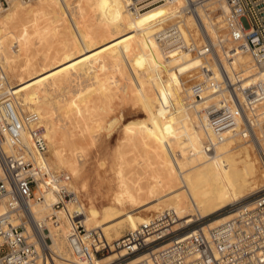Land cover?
I'll list each match as a JSON object with an SVG mask.
<instances>
[{
    "label": "bare ground",
    "instance_id": "1",
    "mask_svg": "<svg viewBox=\"0 0 264 264\" xmlns=\"http://www.w3.org/2000/svg\"><path fill=\"white\" fill-rule=\"evenodd\" d=\"M99 2L109 7L116 25L124 33L126 44L123 47L128 49L132 47L131 49L140 52L135 56L134 68L130 69L132 72L134 70L135 76L132 75L134 77L131 78L138 84L140 93L149 96L150 101L156 105L165 104V100L168 99V105L165 113L154 116L149 122L140 125L143 130L138 135L126 133L125 136L119 137L112 150L114 158L119 159L129 150L132 152L136 149L137 152L141 149L146 152L149 147H154L162 161L154 167V172L152 168L150 169L153 172V184L145 188L139 179V183L136 182L134 174L129 173L130 166L127 168L128 174L126 170L123 173L118 168L115 177L111 178L116 183L115 192H111L112 194L109 192L112 197L108 203L98 207L95 201L98 191L85 194L92 204L82 203L78 188L85 191L87 182L83 180L78 186L75 179L80 177L85 156L83 151L86 154L85 149L96 143L91 131H86L89 130L88 127L90 128L88 111L92 104L109 96L111 86L106 84L118 83L120 80V78L116 80V70L100 72L101 69H95L94 56L97 45L91 43V40L88 41L91 36L84 37L85 32L81 31L82 28L79 29L81 24L85 25L88 22L92 9H95ZM185 2L186 0H167L143 12H137L133 9V0H79V3L73 0H11L9 5L0 11V96L9 94L10 100L18 106L20 113L36 112L39 115L48 145L46 153L36 155L35 160L47 166L50 187L43 201L29 204L33 218L42 227L44 236L49 238V251L52 257L46 264H134L148 258V254L141 251L135 254L133 259L121 261L124 254L115 248L114 244L123 236V229L127 231L135 229L139 224L147 222L166 209L176 214L175 222L171 226L172 231L219 213L200 224L206 230L235 216V208L220 213L222 209L235 206L244 199L247 200L246 205L250 209L254 201L253 196L264 190V172L261 171L260 176L258 175L259 180H256L248 164L246 165L245 160H241L239 155L244 154L245 144L252 140L264 157V145L256 131L250 130L260 125V118L264 117V102L250 107V115L253 117L246 125V130H250L249 134L242 132L241 116L234 109L235 130H228L222 136H218L212 129L203 107L210 99L226 94L222 90L212 88L207 80L199 84L201 94L205 98L203 101H194L192 95L187 94L188 88L184 89L185 97L176 89L171 72L178 68L199 65V57L203 55L199 52L177 50L166 53L160 42V32L174 26L197 47L204 43L208 44L209 41L216 46L217 42L211 39L210 30L214 31L220 43L226 42L227 38L225 33L221 36L218 34L225 27V15L228 11V5L224 0L204 1L196 6V16L182 9ZM209 10L216 12L218 21L213 20ZM40 21H43L42 25ZM206 35L209 39L205 37ZM97 42L99 44L100 40ZM32 48L34 53L40 52L43 56L40 59V55L36 54L40 60L38 64L41 71L53 74L52 77L40 79L37 72H34V75L23 79L15 69L13 79H8L5 71L13 62V58L25 56L30 59ZM224 53L227 57V68L225 60L221 56L220 58L236 95L242 103L243 101L246 103L254 90L253 86L260 82L264 85V66L256 65L250 54L240 48ZM113 55L116 54L113 52ZM118 70L117 72H123L121 67ZM161 70L166 72L170 82L168 86L172 87L173 92H170V88L166 89L167 85H164L166 80L163 79ZM83 79L94 80L92 89L87 92H82L79 88L78 82ZM37 80L38 86L34 84ZM65 118H69L73 128H80L81 132L70 131L66 127ZM195 122L199 124L197 129ZM203 137L209 141V145H205ZM128 155L124 157L130 160ZM224 157H232V161L226 163L223 161ZM141 160L143 159H138L140 162ZM138 161H133L137 162L134 165L138 164ZM101 165L105 163L102 162ZM134 165L132 171L137 166ZM150 165L147 164L148 167ZM164 169L174 170V174L169 173L170 176L173 175L172 179L166 182L161 177ZM215 169L218 170L216 181L209 179ZM135 172L137 173V170ZM142 172L147 173L144 170ZM140 173L139 170L137 174ZM144 176L143 178H147ZM65 178L70 180L67 182L70 191L65 187ZM61 188L68 194H74L75 199L64 201L62 208H54L55 201L58 198L62 199L57 196ZM126 204L135 212L126 215L124 213ZM153 209L159 211L154 213L152 211V214L145 216V212H151ZM51 214H56L59 221L57 226L52 223ZM77 219L86 229L99 230L108 244L107 252L92 258L90 262L74 260L72 250L68 246V236L75 229ZM195 228L197 227H192L191 230ZM159 249L154 248L153 253Z\"/></svg>",
    "mask_w": 264,
    "mask_h": 264
},
{
    "label": "built area",
    "instance_id": "2",
    "mask_svg": "<svg viewBox=\"0 0 264 264\" xmlns=\"http://www.w3.org/2000/svg\"><path fill=\"white\" fill-rule=\"evenodd\" d=\"M165 1L133 0V9L140 12ZM204 1L186 0L182 9L196 16V6ZM224 1L228 5L224 31L230 46L223 43L221 51L243 49L256 65L264 66V0ZM10 2L0 0V11ZM159 35L166 53L190 51L208 57V62L201 67L203 76L212 88L226 94L203 107L216 134L222 136L228 130H235L234 109L241 116L242 132L249 134L251 129L247 131L246 125L253 117L250 107L264 101V85L256 84L248 101L242 103L215 45L209 41L197 47L174 26L162 30ZM205 37L209 39L207 35ZM221 55L227 59L225 54ZM192 92L194 101L205 99L200 85L194 86ZM47 148L39 115L36 112L20 113L9 94L0 96V264H46L52 257L49 238L44 236L29 209L30 203L44 200L50 187L47 166L35 160L36 155L46 153ZM57 193L62 199L55 201L54 208H62L64 201L75 199L74 194H68L63 188ZM253 197L252 208L249 209L244 199L235 205L232 219L206 230L198 226V220L196 225L189 224L172 231L176 214L166 209L126 231L114 247L124 254L121 261L141 251L148 254V258L134 264H264V190ZM51 217L57 226L56 214ZM192 227L197 228L191 230ZM156 245L159 246L154 247ZM68 246L74 260L85 263L108 248L99 230L86 229L78 219L68 236ZM158 247L160 249L153 253Z\"/></svg>",
    "mask_w": 264,
    "mask_h": 264
},
{
    "label": "rangeland",
    "instance_id": "3",
    "mask_svg": "<svg viewBox=\"0 0 264 264\" xmlns=\"http://www.w3.org/2000/svg\"><path fill=\"white\" fill-rule=\"evenodd\" d=\"M73 1L74 2L76 1V3H79V0H73ZM209 11H210L211 16L213 17V20L218 21L217 19H219V17L217 16L216 12H213L214 10H209ZM215 16L217 18H214ZM40 23L42 25L43 21H40ZM87 26H89L91 29ZM81 28H82L81 31L85 32L84 37L88 38V36L89 37L91 36L92 39L89 38L88 41L91 40L90 41L91 43L94 42V44L97 45L96 54L94 56L96 59L95 69H97V70L101 69L100 72H107V71L116 70V73H115V77L117 78L116 80L118 81V79L120 78L118 83H116V82H113L112 84H109V83L106 84L107 82L105 83L106 86H108V85L111 86L109 89V93H108L109 96H107L106 98H104L101 101H97L96 103L92 104L90 107V110L88 111L90 128L88 127L89 130H86V131H91V134L93 135L94 139H96V143L93 145H89L85 149L86 154H84L85 151H83V155H85L86 157L83 156V164H82V169L80 171V177L75 179L78 186L80 185V183L83 180L87 182V188L85 191L81 190V188H78L79 189L78 194H79V198H80L81 202L82 203L88 202V204H92L91 200L89 198H87L85 196V194L89 195L93 191L97 190L98 195L95 197V199H96L95 201L97 202V206L99 207L100 205L107 204L108 203L107 201H109V198L112 197L110 195L112 193H114L116 190V188H114V186H116V183L113 179L111 180V178L115 177L116 171H117L116 169H118V168L123 173L126 170V173L128 174L127 168L129 166L132 167L130 170H129L130 167L128 168L129 173L134 174V179H136V182L139 183L141 181L142 183H140V184H143V186L145 188H146V186L153 184L154 178H153L152 173L155 171L153 169H155L154 167L156 165H158L160 161H162L161 156L157 153V150L154 147H149L146 150L147 153L145 152V150H141V149H139L140 152H139V150H137V152H139V153L136 152V149L133 151L131 150L132 152H130V150H129V151H127V153L126 152H125V154L123 153L119 157V159L114 158L112 150L114 149V147L116 145V141L118 140L119 137L125 136L126 133L131 134V135L132 134L138 135L143 130L141 127H139L140 125L149 122L150 119L154 116H160L163 113H165L166 112V106L168 105V99L165 100V102H164L165 104L156 105L155 103L150 101L149 96H146V95H143L140 93V91L138 89V84L135 83V81H133L134 78H131L132 75L135 76V74L133 73L134 70H133V72L130 71V69L132 70V68H134V65L136 64V59H135L136 54L139 55L140 52H137V50H135V49H131L132 47L130 49L123 47V45L126 44V38L124 37V33L121 31L119 26L116 25L114 18L111 16V14L109 12V7L106 4H102L99 2L97 4V7L95 9H92V11L89 15V18H88V22H86L85 25H82V24L80 25L79 29H81ZM85 28H86V31H85ZM83 29H84V31H83ZM87 33H88V35H87ZM210 33H211L210 34L211 39H213L214 42H217L216 50L219 52L221 58L223 60H225L224 64L227 68L228 67L227 60L225 58H223V56L221 55V54H225L224 51H226V50L221 51L220 47L223 43H225L227 46H229V44H228V42L220 43L218 41L219 39L217 38V36L213 30H210ZM224 33H225L224 29L222 31H220V33L218 32V34L220 36ZM95 37L97 39H95ZM225 37H227V36H225ZM51 38H53V37H51ZM98 39L100 40L99 44L97 42ZM225 41H227V38L225 39ZM50 42H52V41H50ZM218 46H219V48H218ZM32 47L34 48L35 46L33 45ZM33 48L31 50L32 51L31 55H29V57H31L30 58L31 60L25 58V56L24 57L23 56L22 57L17 56V57L13 58V62L8 65L7 70L5 71L8 79H10V80L13 79V73H14L15 69L18 70L19 75H21V77L23 79H27V77H29V75L32 76V74L34 72H37L38 77L40 79H47L48 77H52L53 74H51V73L45 74L44 72L41 71L40 65L38 64L40 62L38 56L40 55V59L43 56L40 52L34 53ZM111 48H112V50H111ZM113 52L116 55H113ZM119 52L121 54H118ZM32 53H34V54L32 55ZM36 54L37 55L39 54V55L37 56ZM225 57H226V54H225ZM37 58H38V60H37ZM206 59H208L207 56H201V57H199V60H200L199 65H196L195 67H193V66L185 67L186 70L184 68H178V69L173 70L171 72L175 86H176V89L182 97H185V95H186V93L184 92L185 88H188L187 94L192 95V93H193L192 88L194 86H198L201 81L205 80L201 67H202L203 63L208 62V61H206ZM28 62L32 63V64H30V65L26 64ZM210 63H211V67L214 69V65H212L213 62H210ZM23 64H24V66H27V65L28 66L25 68L23 66ZM16 65H17V67L15 68ZM124 65H127V66H124ZM22 67H24L25 69L24 68L22 69ZM120 67L123 68L124 73L119 71ZM117 69H119L118 70L119 72H117ZM126 69H127V71H126ZM181 69H183V70H181ZM22 70H23V72H22ZM130 72H132L133 74L132 73L130 74ZM214 72L216 73V76H217V71L214 70ZM161 73L163 75V79L166 80L164 82V85H167L166 89L170 88V92H173V90L171 91L172 87L168 86V84L170 85V82L167 79L166 72L164 70H161ZM121 74H122V76H121ZM125 74H126V76H124ZM134 76H132V77H134ZM125 79L128 82L127 81L125 82ZM93 81L94 80L83 79L80 82H78L80 90L82 92H87L88 90L92 89ZM38 83H39L38 80L34 82V84L36 86H38ZM163 94H164V96H166V93L164 90H163ZM219 97L220 96L210 99L209 103L210 102H213V103L217 102ZM262 102H264V101H262ZM65 120L67 122L66 127L70 131H73V132L74 131L75 132L80 131L79 130L80 128H76V129H75V127L73 128V123L71 120H69V118H65ZM194 124H195V127L197 129L199 124L197 122H195ZM205 124H207V123H205ZM251 130H253L251 132L256 131L255 133H257V135L260 139V142L262 143V145H264V117L260 118V125L255 126V128L251 129ZM247 139H249V136L247 137ZM203 142L205 143V145L210 144L209 141L205 137H203ZM244 148H245L244 154H242V153L239 154L241 157V160H243V161L245 160L244 162L246 163V165L248 164V168L252 172L254 178H256V180H259L260 172L261 171L264 172V157H262L261 152L258 150V148L254 144V142H252V140L248 141L245 144ZM128 152H129V155H131V156L128 155ZM133 153H135V154H133ZM136 154H142V155H138V156H140V157H138ZM127 155H128V157H130L131 161L129 160V158H125ZM133 155L135 157L136 156L137 157L133 158L134 157ZM124 158H125V160H123ZM138 159L139 160L143 159V160H141V162H140V161H138ZM147 159L149 160L148 161L149 163L147 162ZM116 160L117 161L119 160V162L121 161L122 165H121V163L117 162ZM136 160L138 161V164L140 163L139 166H138V164H136L139 168L136 165H134L137 162H133V161H136ZM144 160H145V163H144ZM122 161H124V162H122ZM223 161L226 163L231 162L232 157H230V158L224 157ZM102 162H104L105 165H101ZM114 162L116 164H114ZM125 162H127V163H125ZM123 163H125V164H123ZM132 163L134 166H136L134 168V170L136 169L137 173L140 170L142 175H141V173L137 174L135 172L136 170L132 171V169H133ZM141 163H144V165H141ZM147 164H149V165L152 164V165H150L148 167ZM124 165H126V166H124ZM122 166H123L124 170H123ZM151 168H152L153 172H152V170H150ZM64 170H65V172L68 173V171L66 169H64ZM142 170L146 171L147 173L142 172ZM149 170L151 171V173ZM215 171L212 172V176L209 178V179H213L214 181H216L218 179V170L215 169ZM148 172H149V174H148ZM169 173L174 174V170L173 171H168L165 169L162 170L161 177H162L164 182L172 179L173 175L170 176ZM136 174H137V176H136ZM151 174H152V178H151ZM143 175L147 176V178L145 176H144L145 178H143ZM138 179H139V182H138ZM69 181H70L69 178H65L64 183H65L66 189L70 191L69 184H68ZM109 182H110V184H109ZM89 186H90V188H89ZM109 192L110 193L112 192V193L110 194ZM106 197H108V198H106ZM125 207L126 208L124 209V213L126 215L132 214L135 212V210L131 209L127 204ZM231 208H235V206H227L226 208L222 209L220 211V213L226 212ZM50 211L52 212L53 210L51 209ZM152 211L154 213V212H157L159 210L153 209V210H151V212L147 211V212H145V216H148L150 213L152 214ZM217 214H219V213L212 214L208 217H205L202 220H199L198 225L199 226H200V224L202 225L203 222H205L208 219L216 216ZM192 225H196V223L194 222ZM126 231H127V229H123L122 233H125ZM105 252H107V251H105ZM131 259H133V258L131 257V258H128L126 260H131Z\"/></svg>",
    "mask_w": 264,
    "mask_h": 264
}]
</instances>
